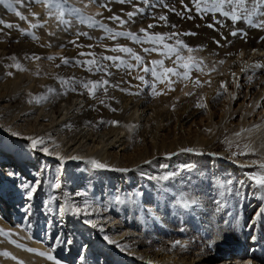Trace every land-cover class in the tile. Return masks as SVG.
Wrapping results in <instances>:
<instances>
[{
	"label": "rangeland",
	"instance_id": "1",
	"mask_svg": "<svg viewBox=\"0 0 264 264\" xmlns=\"http://www.w3.org/2000/svg\"><path fill=\"white\" fill-rule=\"evenodd\" d=\"M183 3L192 8L190 13L185 14V18H181L180 15L176 14L184 11L181 0H125L124 3H121V0H66L64 6L66 8L79 9L80 14L66 13L63 17V20L67 21L65 23L57 19L56 9H50L46 4L39 2V0H0V21L3 22L0 23V201L4 200L1 203L5 204V209L6 207L7 210L9 209L7 212L8 217L3 216V213H1L3 208L0 203V229L5 233H11L10 236L0 235V243H2L0 244V264H33L32 262H38L39 260L42 263L55 264L54 261H50L44 256H35L33 254L39 252L49 253L55 257L59 264H135V261L130 259L133 257L130 255L131 252L128 249L122 251V248H119V244L116 241L118 234L116 235L109 231L108 227L121 220L123 224H127L130 227L136 226V235L151 233L153 227L147 222L153 212L156 213L161 206L169 208L172 204H176L166 192L158 188L156 183L153 181L149 182L151 178L149 175L153 173L152 170L154 169L144 171L140 169V164L119 167L120 148L111 151L112 154H118L114 165L109 166L102 162V164L107 165L103 169L94 167L91 163L92 159L88 161L85 158L74 160L71 165L68 163L62 165L58 159L51 163L48 157L52 153H56L59 156V150L62 147H59L60 144L58 142L45 138L46 134L39 136V138H45V143L49 141L46 145L49 154L33 150L31 140L26 138L38 136L39 131H43L41 130L42 127L41 129L36 127L37 132L35 128L31 129V126H29L28 135L26 134L24 138L21 134V126L34 125L35 122L36 126L38 125L37 123H42L45 126L49 121V117L52 116L50 113L49 116L46 111L50 110V104L56 96L67 97L74 94L76 97L72 98V100L74 99V103L78 106H76L78 112L84 108L86 104L84 101H91L94 103V113L98 116L107 118L113 116L123 119V121L126 119V128L118 132L123 139H125L124 136L129 131L142 132V135L137 137L129 152L131 157L134 158L140 152L148 154L146 151L154 149L155 157L153 159H157L156 153L160 154V150H162L163 154L161 156L177 171L178 179L179 165L184 161L179 156H184L185 161L189 160L191 164L196 166L195 173H204L205 176L209 177L215 187V181L220 178H223V181L228 178L232 181L240 179L241 176L239 174L234 176L233 170H242L243 168L240 169L242 166L230 160L220 159L215 161L214 159L217 156L224 158L230 147L235 153L245 151L244 142L250 135L236 134V137L232 139L220 137L221 134L226 132V129L223 128L224 120H226L228 126L232 118L225 116V114L223 115L224 111L227 110V95H230L231 91H234L233 93L235 94L239 84L234 87L232 80H230L229 85L226 86L227 91L221 88L220 93L222 95L216 96L214 103L211 102L206 105L204 102L195 101L190 108H187L188 103L185 104L184 101L189 99L190 95L187 94L192 93L187 88H192V86L196 85L194 86L196 88H193V93L195 92V95H199L201 98L202 94L210 92V87H208L210 78L207 77L200 81L197 74L198 71L192 68L189 78L186 80L178 79L174 76L171 77L176 82L171 85L174 90H169L167 82L160 84L153 79L150 73L143 71L145 66L153 67L150 63L153 60H163L164 67L167 68L176 67V64L173 63L175 55L172 56V59H168L160 54L161 52H169V48H165L164 44L178 51L179 55L184 58V63H192L188 59L189 56L197 58L195 54L197 51L189 53L177 44V41H179V19L183 20V22H192V19H194L205 24L210 15L215 16L217 13L215 14L211 11L198 13L192 0H183ZM201 7L211 8L212 5H202ZM173 8L176 9V12L171 11ZM16 12L21 13L26 19L21 20L15 14ZM129 12H135L136 15L129 19L127 16ZM161 15L166 16L167 21L158 19ZM188 15L192 18L187 19ZM220 15L223 16L222 14ZM81 16L84 18L92 17L95 23H89L87 19L81 22ZM112 16H119L127 22L121 26L119 21L109 19ZM171 18L175 20L174 25L176 27L171 26L169 22ZM5 24H12L14 27L7 28L4 26ZM32 24L42 25V27L33 28L31 27ZM150 24L154 25V27L149 28ZM210 24L212 22L206 23V29L216 32V27H209ZM100 25H104L105 28L102 29ZM141 29H145L152 37L162 34L164 37L171 38L156 44L133 42L124 35H118L114 40L108 38L112 33L126 34L130 32L138 36L140 41L148 40L149 36L141 32ZM172 33H177V35L172 36ZM220 40L224 41V37L220 38ZM73 41L75 43H72ZM77 45H84V47H78ZM88 45L92 47H87ZM119 47L130 48L132 52L143 58L144 63L136 66L137 62L131 55L119 51H111V49ZM152 48H157L159 51H144V49ZM191 48L194 49L193 47ZM80 53H85L86 55L81 56ZM88 53H93L94 56L87 55ZM261 54L260 56H262ZM104 56L118 57L119 59L113 62L102 59ZM13 57L15 59H12ZM36 57L40 59H36ZM48 57H55V59H48ZM61 58H67L70 63L68 65L63 64ZM92 59L96 60L97 66H102L110 74L106 75L105 71H96L95 66H92L93 70L90 72L88 71L90 67L88 64L75 63L76 61L84 62ZM17 63L23 70L18 71L13 66ZM129 66L133 67L129 68ZM156 67L158 71H162L159 66ZM178 70L180 72L184 71L182 68ZM220 71H223L221 67ZM260 73L263 74L261 75L264 78V68ZM138 76H143L144 81L147 83L137 79L136 77ZM221 76L223 77V74ZM104 80H107L108 84L97 88L95 96L89 95V90L82 86L83 83L89 81ZM197 80L202 86L194 82ZM65 81L67 83H64ZM152 83H156V92L160 94H152L153 90L149 86ZM185 85L189 87L185 89ZM243 93L239 94L241 97L239 96L237 100H234V103L230 104L227 115L231 111H238L239 114L243 115L245 111L251 110L249 107L251 98L249 100V95L245 97ZM22 95H26L30 99L18 101ZM34 95H38V98L36 100L33 99L32 102L31 97H34ZM142 97L149 101L146 105L149 108L147 109L148 111L139 110L135 112L130 109L132 105H128L129 101L135 100L136 102ZM259 100V103H264L262 101L263 97ZM198 103L206 105V107H197ZM126 105H128L127 108H124ZM60 106L61 108L63 107V105ZM246 107L249 109L247 110ZM153 108L156 111L154 113L151 112ZM186 109L191 113L195 112V114L187 124L185 122L180 123L178 117L183 116L186 113ZM24 111L25 114L27 113L26 116ZM179 111H182V113ZM260 111L262 109L255 108L256 113ZM211 113L214 114L210 116L211 125L216 124L218 120L220 121L217 129L214 128L211 134L215 138H212L210 142L204 144L201 148L192 145V139L195 136H202L200 134L204 132V126ZM238 113L236 112L235 115ZM249 114L245 116L247 119L245 118L246 122H244V128L241 131L245 132V126L248 121L250 124L256 123V130L253 133L257 134L264 126V113L259 115V118H254V122L249 118L250 115L253 117V114ZM17 115L21 116V121H15L14 118ZM53 115L54 117H52L56 119L59 114ZM220 115H222V118H219ZM165 119H168V121H164ZM233 119H235V116ZM129 120L131 122L134 120V123L127 126ZM19 124L22 125L18 127ZM121 125L116 127L120 129ZM139 127L142 129L141 131ZM13 133H17V135H13ZM216 141H218L219 149L212 151L209 146ZM182 149H192L193 151L184 152ZM214 161L217 164L212 165ZM115 169H127L128 171L121 172ZM257 169L253 168L250 170L254 172ZM227 170L231 171L228 173L227 179L221 177L220 173H224ZM189 172L188 169L180 166L181 179L191 178L192 173ZM11 173L16 174L13 176L18 179L15 182L17 186L8 177ZM243 179L249 178L244 175ZM23 182L36 184L37 191L32 194L31 200L27 198L26 190L21 187ZM57 183L61 185L60 188L55 187ZM16 192L18 193V199L14 201L13 198L11 200L10 197ZM216 192L220 194L223 189L219 188ZM244 194L249 195L246 190ZM61 205L64 206L65 211L70 213L69 217H67V223L62 228L59 224H56L57 220H59L57 211L60 212L63 208ZM262 206L263 204H260L255 213L264 209ZM25 209H30V214H26ZM164 210L165 213L167 212L166 214L172 211V209ZM131 212H133L132 215H135V219H130ZM137 213L138 215H136ZM172 213L174 218L177 217L179 219V213H174L173 211ZM254 214L251 212L247 220L252 219L251 217ZM228 216L229 220L232 221L231 223H233L234 219H232V216ZM109 218L115 220L111 221V224H106L105 221ZM195 219L193 218L195 222L192 223L193 225L197 224L199 227L196 221L198 218ZM86 220L95 223L96 227L93 228L91 224L85 223ZM179 222V227L182 231L184 230V225L181 220ZM107 229L108 231H106ZM201 229L206 232L207 228L201 227ZM250 230L251 227L246 230L247 238H251ZM256 234L258 239L255 242L259 246L257 245L251 250L256 252L255 255L258 257L256 261L259 262L257 264H264V225ZM106 236L108 239H105ZM57 237L62 240H71L72 243L67 246L56 244L55 240ZM109 239L115 243H109ZM34 241H38L41 244L40 247L35 249L37 253L35 251H27V249H33L32 242ZM258 241H260V244ZM17 245L20 246L18 247ZM250 248L251 246L248 249H244V247H238L235 244L231 245V247L230 245L222 244V252L231 251L234 255L247 253ZM104 249L108 253H112V256L114 255L113 259L109 257L110 263L102 261L104 260ZM3 253H8V255H3ZM26 256L32 262L24 260ZM81 256H83V260L80 259ZM167 257L165 258L167 260L161 263L154 258H150L149 261L144 259L146 260L144 264H173L176 262V258L174 261Z\"/></svg>",
	"mask_w": 264,
	"mask_h": 264
},
{
	"label": "bare ground",
	"instance_id": "2",
	"mask_svg": "<svg viewBox=\"0 0 264 264\" xmlns=\"http://www.w3.org/2000/svg\"><path fill=\"white\" fill-rule=\"evenodd\" d=\"M169 20L171 26L172 24L174 25L175 20L173 18ZM253 20L254 23L258 22V18L256 17H254ZM211 22L215 25L216 32H211L210 30L206 29V23L209 24ZM206 23L203 24L202 22L196 21L194 19H192V22H183V20L179 19V41H182L183 43L190 47H193L194 49H199L196 50L197 53H195L197 57L196 60L203 61L202 65H199V67L203 68V71L197 72L199 80L203 81L207 77L210 78L208 81L210 82L208 86L210 87V92L207 90V88L206 90L209 93L206 92L205 94H202L203 97L201 96V98L199 97V95L196 96L195 92L193 93V88L195 89L196 87L194 86L196 85L192 86V88L185 85L184 88L186 89V87H189L187 88V90L192 91V93L189 96V99L184 102L185 104L188 103L186 106L187 108H190L192 106L191 104L193 102L195 103V101L204 102L206 103V105L211 102L214 103L216 101L217 93L221 91V82H226L227 86L229 85L228 83L230 82V80H232V84L234 87L236 86V84H239V87H237L235 94L233 93L234 91H231L230 95H227V110L230 104L234 103V100H237V98H239L240 96L239 94H242L243 91H245L243 93L245 97L249 95V100L251 98V101L249 103V107L251 108V110H249L248 112L245 111V113L247 112L246 114L243 113L242 115L240 113V115L238 111H236L238 114L235 115L236 112L231 111V113L228 112L227 115V110L224 111L223 115L225 114V116L229 118H233L235 116V119L232 120L231 118V122L228 123V126L226 124V120H224L225 122L223 123V128L226 129V132L225 134L220 135V137H228L229 139L236 137L235 135L238 133H240L239 135H250L245 139L244 142V144L248 146L247 148L244 146V152H246L247 154L239 155V153H235L234 151H232L230 147L228 148L227 154L226 156H224V158L218 156L214 158L215 161H218L220 159L230 160L237 165L242 166H239L240 169L243 168L242 170H233L234 176L237 174L241 176L238 181H232L229 178L227 179V177L229 176L228 173L231 172L230 170H227L224 173H220L221 177H224L227 180L223 181V178L216 180L215 187L213 186L209 177L205 176L204 173H195L196 166L191 164L189 160L185 161L184 156H179V158L184 159V161H182V163L179 165L178 179L177 171L170 165L169 162L163 159V156H161L163 154L162 150H160V154L158 152L156 153L157 159H153L155 157L154 149L151 151H146L148 152V154H146L145 152H140L134 158H132L129 152L135 144L137 137L139 135H142V132L129 131L126 133V136H124L125 139H123V137H121L119 135L120 133L118 134V132L119 130L122 131L124 128H126V119L123 121V119H119L118 117L115 118L112 116L107 118L98 116L96 113H94L95 107L94 103H92L91 101H84L86 103L84 108H82V110L78 112V106L74 103V99L72 100V98L76 97L74 96V94L73 96L67 97H62L59 95L52 100V103L50 104V110L46 112L48 113V115L50 113L53 117V114L59 115L56 117V119H54L52 116L49 117V121L45 126H43L42 123H37L38 125L36 126V122L34 123V125L23 126L22 124H19L18 126L20 127L22 125V137L26 136V134L28 135V131L30 130L29 126H31V129H36V127H39L41 129L42 127L41 130L43 131H39L38 136L35 135L33 138H39V136H43L46 134L45 138L52 139L53 141L60 144L59 147H62V149H57L59 150V156L56 153H52L51 156L48 157L51 163H54V161L58 159L60 160L62 165L65 163L71 165L73 164L72 162H74V160L85 158L88 161L89 159H92L100 163L104 162L109 166H113L117 161L118 154H112L111 151L120 148V161L118 163L119 167H128L140 164V169L144 171L154 169L152 170L153 173L149 175L151 176L149 182L153 181L154 183H156L158 188H161L163 192H166V194L176 204H172L169 208L161 206L156 213L153 212L147 222V224L153 227V231H151V233L147 232L144 235H136V226L133 225V227H130L127 224H123L121 220L114 223L113 226L111 225L108 227V229H110L109 231H112V233H115L116 235L118 234V236L116 237V241L119 244V248H122V251L128 249L131 252L130 255L133 256L130 259H133V261H135V264H144L146 261L144 259H147L149 261L150 258L157 259V262L159 263L165 262L167 260L165 258L168 255L169 257L167 258H170L174 261L176 258V262L173 264L259 263L256 261L258 258L255 255L256 252H253L251 249L255 248L258 245V243L255 242L258 239V235L256 233H258L259 229L262 227V225H264V217L263 219H261L262 216H258V213L261 210H258L257 213H255V211L260 207V204H263L262 208H264V201H261L253 196L254 189L250 187L252 181H250L249 179H243V176L246 175L247 172L251 171L250 169L258 168L257 165H254L252 163L253 161H257V163H259L260 161H264V126L257 134H254L253 131L256 130V123L250 124L247 121L245 132H242L241 130L244 128V122H246L245 116L250 112L253 114V117L250 115L251 113L249 114V118L250 120H252V122H254V118H259V115L264 113V103H259V99H261V97H263L262 101H264V78H262L263 74L260 73L264 68V39H262L264 38V29L257 28L254 25H250L246 21L233 23L230 19L221 16L220 13H217V15L215 16L210 15L209 18H207ZM233 31H236L238 35H231V32ZM183 33H195V35H183ZM222 37H224V41L220 40V38ZM217 41H219V44L216 43ZM260 54L262 56H260ZM220 61H224V63L221 64ZM255 65H260L261 67H254ZM220 67L223 70L222 72L220 71ZM213 68H215L216 70L212 71ZM233 73H235V76H233ZM222 74L223 77L221 76ZM255 93L257 94L254 95ZM32 97L31 99L33 102V99L36 100L38 98V95H34V97ZM21 99L25 100L30 98H28L26 95H22V97H20L18 101ZM148 103L149 101L145 97H142L136 102L135 100L129 101L128 105H132L130 109L138 112L139 110L148 111L147 109L149 108L148 106H146ZM258 104L260 105V107H257ZM60 105H63V107L61 108ZM128 105H126L124 108H127ZM154 108L151 111L153 113L156 112L154 111ZM255 108L262 109V111L256 113ZM30 113H32V111H30ZM180 113H182V111ZM194 114L195 112L191 113L186 109V113L183 116L178 117V120L180 121V123L185 122L187 124L192 120ZM211 115L213 116L214 114L211 113L207 118L206 125L204 126V132L200 134L202 136H195L192 139V145L201 148L204 144L210 142L212 138H215L214 136H211V134L214 128L217 129L220 121L218 120L216 124L211 125ZM219 118H222V115H220ZM14 119L15 121H21V116L17 115ZM41 120H39V122H41ZM166 120L168 121V119H165L164 121ZM112 121H116L118 123L114 125L111 123ZM129 122L127 123V126L133 124L134 120L133 122L129 120ZM119 125L122 126L120 127V129L119 127H116ZM139 130L141 131L142 129H140L139 127ZM45 138L43 139L45 140ZM47 143H49V141L46 142L45 145H47ZM218 145V141H216L212 143L209 148L212 151H217L219 149ZM59 147L57 146V148ZM239 147L241 148V146ZM146 161H149L150 163H146ZM215 161L214 163H212V165L217 164V162ZM180 166L188 169V171H190L189 173H192V177L188 179H181ZM255 171H258V169ZM172 173H175L176 175L172 176ZM165 176H168L169 178L164 179ZM8 177H10L14 185L17 186V184L15 183L16 181H18L17 177L13 175H9ZM221 181H223V184L221 183ZM229 181L231 182L230 184L228 183ZM241 181H243V186L240 183ZM213 187L215 188L213 189ZM219 188H222L223 192H225L226 189H230V191L224 197L228 201L227 207L220 211L217 210L215 201L213 202V200L221 198V193L217 194L216 192V190ZM245 190L248 191L249 195L244 194ZM17 196L18 193L16 192L12 197H10V199L12 200L14 198L15 201L18 199ZM181 197L187 198L189 200L194 199L198 203L196 205H193L190 209L185 210L177 204V201ZM3 201H0V203ZM1 205V207L3 208L1 213H3V216L8 217L7 212L9 209L7 210V207L5 209L4 203H1ZM62 206L63 205H61V207ZM164 209H172L174 213H179V219H177V217H173L172 211L171 213L166 214L167 212L165 213ZM183 210H185L186 212H183ZM251 212L255 214L251 217L252 219H250V221L247 220V218L248 216H250ZM132 213L133 212H131L129 217L130 219H135L136 217L135 215H132ZM228 213H230V217L232 216V219H234L233 223H231L232 221L229 220ZM69 214V211H65L63 206L60 212L57 211V217L59 220H57L56 224H59L61 228L64 227L67 223V217H69ZM136 215H138V213ZM193 218H198L199 221L196 219L195 220L198 222L199 227L197 226V224L193 225L192 222H195ZM113 220L115 219L109 218L105 221V223L111 224L110 222ZM180 220L184 225V230L182 231L179 227ZM224 221H228V223L226 224ZM253 221L255 222L253 223ZM201 227H203L204 229L207 228L206 232L201 229ZM250 227L251 230L249 231V234L251 238H247L246 230ZM108 229L106 231H108ZM213 240L215 241L214 245H212ZM177 241L180 242L179 245L176 244ZM258 242L260 244V241ZM222 244L230 245V247L231 245L235 244L238 247H244V249H248L251 246V251L248 250L247 253H239L236 255L232 254L231 251H226L224 253L222 252ZM40 246L41 244L38 241L32 242V247L34 250ZM35 252L37 253L36 250ZM103 252V262H109V257H111V259L114 258V255L112 256V253H108L106 249H104ZM251 252L253 253L250 254ZM33 254L35 256L38 255L35 253ZM24 260L32 262L30 259H28V256H26ZM40 261L41 260L32 263L47 264Z\"/></svg>",
	"mask_w": 264,
	"mask_h": 264
},
{
	"label": "snow or ice",
	"instance_id": "3",
	"mask_svg": "<svg viewBox=\"0 0 264 264\" xmlns=\"http://www.w3.org/2000/svg\"><path fill=\"white\" fill-rule=\"evenodd\" d=\"M39 2H42L44 4H46L50 9H56L57 10V19L61 20V22H67L63 20V17L65 16V14H80V10L79 9H75V8H66L64 5L66 3V0H39ZM125 0H121V3H124ZM192 3L195 7V9L197 10L198 13L204 12H212V13H220L222 14L224 17L230 19L233 23L239 22V21H246L248 24L250 25H254L257 28H262L264 29V19H260V18H264V0H192ZM181 4L182 7L184 9L183 12H177V15H180L181 18H185V14L186 13H190L192 11V8H189L186 4L183 3V0H181ZM211 4L212 7L208 8V7H201L202 5H209ZM104 7H106V5H104ZM171 11L176 12V9H171ZM21 20H25L26 17L21 15V13L16 12L15 13ZM136 13L135 12H129L127 13V16L129 17V19H131L133 16H135ZM256 17L258 18V22L254 23L253 18ZM187 19H191L192 17L190 15H188L186 17ZM85 19H87V21L89 23H95L94 18L92 17H88V18H84L81 16V22H84ZM109 19L113 20V21H119L120 25L123 26L127 21L121 19L119 16H112L109 17ZM158 19L163 20V21H167V17L164 15H161L158 17ZM0 23H3L2 21H0ZM7 28H12L14 27V25L12 24H5L4 25ZM31 27L35 28V27H42V25H38V24H32ZM100 27L102 29L105 28L104 25H100ZM149 28L154 27V25H149ZM172 27H176L175 25H172ZM209 27H215L214 24H210ZM110 31V30H109ZM141 32H144L145 35L149 36L148 40L145 41H140V38L138 36H136L133 33H112L111 36H109L108 38L110 39H115L118 35H124L126 36V38L131 39L133 42H143V43H159L165 39H170L171 37H164L162 34H158L155 37H152L150 34H148L146 32L145 29H141ZM79 35V34H78ZM177 35V33H172V36ZM183 35H195V33H183ZM231 35L236 36L238 35V33L236 31L231 32ZM246 35V34H243ZM36 38V37H34ZM264 39V38H262ZM72 43H75L74 41ZM217 44H219V41L216 42ZM177 44H179L180 48L186 49L187 52L191 53L193 51L199 50V49H192L190 46L184 44L182 41H177ZM78 47H84V45H77ZM87 47H92L91 45H88ZM165 48H169V52L165 53V52H161V55L166 56V58L168 59H172V56L175 55V59L173 60V63L176 64L175 68H167L164 67V61L163 60H153L150 63L153 65L152 68H149L147 66H145L143 68V71L145 73H150L151 76L153 77V79L155 81H158L160 84H164L165 82H167L169 90H174L171 85L173 83H175L176 81L172 80L171 77H177L178 79H188L189 78V73L192 70V68H195L197 71H203L202 67H199V65H202L203 61H198L196 60L194 57L189 56V60L192 61L191 64L188 63H184L183 60L184 58L181 57L179 55V52L176 51L174 48H172L171 46L164 44ZM111 51H119V52H123L126 54H129L132 56V58L137 62V65H142L144 63L143 58L132 52V50L130 48H124V47H119V48H114L111 49ZM145 52H149V51H159V49L157 48H152V49H144ZM81 56L86 55L85 53H80ZM87 55L90 56H94L93 53H88ZM12 59H15V57H13ZM36 59H40L39 57H36ZM48 59H55V57H48ZM102 59L104 60H110L115 62L117 59H119L118 57H111V56H104L102 57ZM61 62L65 65H68L70 63V61L67 58H61ZM76 64H88L90 67L88 68V71H92L93 67L95 66V70L96 71H105V74L108 75L110 73H107L106 70L102 67V66H97V62L95 59L92 60H88V61H84V62H80V61H76ZM121 63H123V61H121ZM221 64L224 63V61H220ZM14 67L17 68V70H23L21 68V66L17 63L15 65H13ZM59 67V65H57ZM159 66L162 71H158L157 67ZM133 66H129V68H131ZM254 67H261L260 65H255ZM184 69L183 72H180L178 69ZM216 69L213 68L212 71H215ZM9 75H11V73H9ZM233 76H235V73H233ZM137 79L141 80L142 82L147 83L146 81H144V77L143 76H138L136 77ZM64 83H67V81H65ZM197 85H200V82L197 80L195 82ZM210 83V82H209ZM108 81L104 80V81H97V82H93V81H89L86 83H83L82 86L85 89L89 90V95L95 96V90L99 87H102L104 85H107ZM152 88V94L153 95H158L160 93L156 92V83H152L151 85H149ZM202 86V85H200ZM237 87H239V85H237ZM221 88H224L225 91H227V87H226V82H221ZM51 91V90H50ZM187 95H191V93H188ZM222 93L218 92L217 96H221ZM101 103H103V101H101ZM197 107H206V105L203 104H197ZM257 107H260V105L258 104ZM113 111H116L115 109H112ZM112 124H117L118 122L116 121H112ZM13 135H17V133H13ZM239 135V134H237ZM26 139H30L31 140V147L33 150H38V151H42L45 154H49V150L47 148V146L45 145V141L43 138H31L28 137ZM245 147L247 148L248 146L245 145ZM182 151L184 152H192V149H182ZM247 153L244 151H241L239 153V155H246ZM59 158V157H58ZM92 165L96 168H106L107 165L102 164L96 160H92L91 161ZM146 163H150L149 161H146ZM254 165H257L258 167V171H254V172H250V173H246V175L248 176L249 180L252 181V184L250 185V187H252L254 189L253 191V196L261 201H264V161H260L259 163H257V161H253L252 162ZM116 171H121V172H126L128 171L127 169H115ZM11 175H16L15 173H11ZM172 176H175V173L171 174ZM168 176H165L164 179H168ZM39 183V182H37ZM229 184L231 183L230 181L228 182ZM241 185L243 186V181L240 182ZM22 188H24L26 190V194H27V198L29 200L32 199V194L35 193L37 191V187L36 184H30L28 182H23L21 185ZM55 187L60 188L61 185L59 183H57L55 185ZM230 191V189H226L225 192L221 193V198L217 199L215 201L216 205H217V210H223L224 208L227 207L228 201L224 198L226 196V194ZM198 202L194 199H187L184 197H181L178 201L177 204L182 207L185 210L190 209L193 205H196ZM26 214H30V209H25ZM228 215H230V213H228ZM258 216H264V209H261V211L258 213ZM226 224L228 223V221H224ZM255 221H253L254 223ZM85 223H89L91 224V226L93 228L96 227V224L93 223L90 220H86ZM102 231V229H101ZM0 235H8L10 236L11 233H5L2 229H0ZM105 239H108V237L106 236ZM109 243H115L112 240H108ZM56 244H61V245H69L72 243L71 240H62L59 237L56 238L55 240ZM179 241L176 242L177 245H179ZM215 244V241H212V245ZM18 247L20 245H17ZM27 251H35L33 249H27ZM54 251V249H53ZM40 256H44L46 257L48 260L50 261H54L55 264H59L58 261H56L55 257L50 255L49 253H45V252H39L37 253ZM3 255H8V253H3ZM81 260H83V256L80 257Z\"/></svg>",
	"mask_w": 264,
	"mask_h": 264
}]
</instances>
